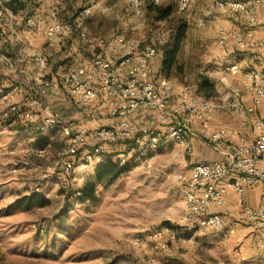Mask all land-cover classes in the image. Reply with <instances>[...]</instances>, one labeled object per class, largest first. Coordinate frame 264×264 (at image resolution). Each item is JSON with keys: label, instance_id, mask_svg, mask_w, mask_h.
<instances>
[{"label": "built area", "instance_id": "2783aa9c", "mask_svg": "<svg viewBox=\"0 0 264 264\" xmlns=\"http://www.w3.org/2000/svg\"><path fill=\"white\" fill-rule=\"evenodd\" d=\"M21 1V0H18ZM45 0H35L39 4L32 14L24 21L17 18L10 8L13 0H0V23H5L11 30V37L19 43L17 54L1 55L6 65L7 75H19L25 79L32 96L25 104L14 102L20 84L10 88H0V101L8 104L3 112V118L9 125L24 123L27 130H33V123L41 121V130L50 127L60 128L67 139V146L61 152L58 162L62 171L59 179H65L75 170L87 172L102 160V145L115 144L139 136V149L156 152L164 139H169L193 152L190 142L194 134L193 125L198 123L204 130L199 133L200 139L209 144L224 160L195 163L192 165L189 177L179 175L183 183L182 190L185 214L188 219L199 215V226L214 232L221 229L224 221L221 215L209 213L211 206L220 207L226 203L227 195L232 192L243 197L246 190L264 185V117L258 113L264 101V66L248 65L243 69L241 63L230 64L227 69L233 75L241 74L242 86L229 87L219 101L206 98L198 92L196 85L185 77L177 87L166 76H157L152 69V61L157 55L154 45H142L141 41L126 35L114 37L93 38L85 30L76 33L77 44L75 52L83 54L86 48L93 52V59L88 65H80L74 69L64 70L59 65V78L68 86L70 99L74 107L91 118L108 115L116 119L112 126L95 129L83 127L76 132L70 125L61 124L58 118L46 108L42 92L35 86L38 82L42 87H49L50 81L45 76L46 58L39 52L26 51V44L20 40L19 29L33 31L45 27L47 38L60 37L69 39L73 32L70 23L61 19V5L56 3L44 9ZM197 0H179L177 9L186 13ZM218 9L239 10L250 15V8L241 1L213 0ZM102 0H81L77 20L93 14L101 5ZM148 2L160 4L161 0H131L133 13L143 17ZM252 5L264 8V0H252ZM251 22L264 26V20L251 18ZM3 36V35H2ZM161 42L167 38L165 32H160ZM217 42L220 52L215 65L223 68L224 60L240 53H248L258 47H264L261 40H247L240 32L230 33L227 26L217 28ZM37 65L32 72L30 62ZM247 64L245 60L244 65ZM246 95L252 96V104L245 107L243 101ZM105 99V104L94 105L96 101ZM243 107V108H242ZM140 108H147L157 115V125L153 128L139 129L130 120V116ZM242 108V110H241ZM223 109L230 112L242 111L245 116L237 127L223 121L213 132L207 129L216 111ZM97 143L85 151L82 159H77L80 147ZM45 156L47 151L42 149ZM153 158L149 157L147 160ZM243 214L248 222L260 229L264 224V207L243 208ZM167 229H157L148 234L147 238L138 236L135 245L148 251L150 243L154 251L165 250L168 243L164 236ZM258 247L264 244L257 243ZM141 261L153 263L154 257L147 253L140 256Z\"/></svg>", "mask_w": 264, "mask_h": 264}, {"label": "rangeland", "instance_id": "374dc122", "mask_svg": "<svg viewBox=\"0 0 264 264\" xmlns=\"http://www.w3.org/2000/svg\"><path fill=\"white\" fill-rule=\"evenodd\" d=\"M57 2L66 22L81 6V0H45L44 9ZM173 17L184 18V13L174 10ZM70 24L74 34L86 27L93 38L122 34L142 45H155L159 33L169 32L173 22L156 21L147 12L135 16L131 0H102L82 24ZM194 32L206 40L202 29L194 27ZM210 61L207 48L197 45L190 53L185 43L178 56L182 69L173 72L171 80L179 85L185 75L204 76L201 69ZM220 97L213 92L210 98L219 101ZM240 112L227 114L234 118ZM2 115L0 264H217L224 257V245L218 244L221 232H205L199 227V215L185 217L184 185L178 177L190 172L194 147L189 153L164 139L156 152L135 147L123 158H105L103 164L112 161L117 168L103 171L101 182L96 179L99 166L87 172L75 170L60 180L61 157L46 147L47 154H40L44 148L40 140L34 144L30 133L16 134ZM59 144L63 143H55V150ZM89 181L96 183L92 193L77 198L74 193ZM166 222L172 228L164 226ZM159 228L167 229V249L154 251L150 243L144 252L135 245L136 237L147 238ZM144 253L155 262L141 261Z\"/></svg>", "mask_w": 264, "mask_h": 264}, {"label": "crops", "instance_id": "0c3cea01", "mask_svg": "<svg viewBox=\"0 0 264 264\" xmlns=\"http://www.w3.org/2000/svg\"><path fill=\"white\" fill-rule=\"evenodd\" d=\"M179 0H165L166 3H171L175 11H178ZM241 1L249 6L251 12L250 15L232 9H218L214 5L213 0H197L195 1L188 11L184 13L188 22V31L183 41L182 48L187 44L190 53H194L197 49V45H201V48H207L211 52V61L209 65L203 67L205 73L216 84V94L222 95L231 86H242L244 83L241 78V74L233 76L227 69L230 64L241 63L243 69L248 68V65L264 66V47H258L248 53H240L231 55L224 60L223 68H219L215 65V60L220 52V47L217 42V28L219 26H227L230 33L240 32L244 34L247 40H261L264 38V26L258 23H252L251 18H255L258 21L264 20V8L252 5V0H235ZM60 4V2H57ZM23 14L19 11L15 16L19 18ZM84 27V26H83ZM195 28H200L204 31L206 40L200 39L199 35L194 32ZM80 30L88 32L84 27ZM191 33H188V32ZM9 26L5 23H0V88L8 87L11 83L7 77H13L12 79L20 84L18 93L16 94L14 102L17 104H25L29 99V95H32L29 85L25 79L19 75H7L6 65L1 60V55L5 53L17 54L19 51V43L14 40L11 35ZM89 33V32H88ZM3 35V36H2ZM90 35V33H89ZM116 34L108 37H114ZM20 40L23 41L26 46V51H36L41 53L47 61V68L45 70V76L50 81L49 87H42L38 82L35 86L40 89L43 95L44 104L59 120L61 124L70 125L72 131L76 132L79 129L86 127L88 129H95L104 126H112L116 119L108 116H98L91 118L82 111L78 110L71 102L68 86L59 78V65H62L64 70L70 71L80 65H88L93 59V52L90 48H86L83 54H77L75 52V46L77 44L76 34L63 40L60 37L47 38L45 36V27L35 29L33 31H27L19 29ZM204 38V37H203ZM9 41V43H6ZM199 42V43H198ZM17 46V47H16ZM17 48L13 49V48ZM181 48V49H182ZM181 51V50H180ZM74 53V54H73ZM58 60V61H57ZM245 60L247 64L244 65ZM55 65L54 63H57ZM32 72L37 70V65L31 61ZM152 69L156 73L160 69V60L158 57L152 61ZM188 77L195 85V79L191 76ZM3 79V80H2ZM7 79V80H6ZM177 87L176 81H173ZM212 99V98H209ZM105 104L109 106V103L105 99L96 101L94 105ZM245 107L252 104V96L246 95L243 101ZM8 109L6 102L0 101V113ZM258 113L264 117V101L259 107ZM232 118L227 114V110L220 109L216 111L211 124L207 131H215L219 124L223 121H228L230 126L237 127L240 120L245 116L243 112L236 113ZM130 120L140 130L144 128H153L157 125V115L154 111L147 108H141L130 116ZM13 131L17 133H30L32 138L30 142L36 144L40 139L46 140L48 143L47 149L50 152H55L59 157L63 149L67 146V139L64 137L60 128L50 127L47 130H40V133H36L34 130L29 131L26 129L24 123H19L16 126H12ZM194 134L190 138V142L194 147L192 153V159L195 163L212 162L216 160H224V157L214 151V149L207 143L202 142L199 133L204 131L198 123L193 125ZM59 144L58 150L54 149V145L57 142ZM33 146V145H32ZM138 147V145H137ZM45 148V150H46ZM122 148V147H119ZM104 147L102 153V160L95 164L91 169L97 168L104 163L105 158L118 159L123 158L126 154L130 153L132 149H124L121 152L113 154L118 149L106 150ZM148 159V158H147ZM149 160H146V162ZM190 172L187 177H189ZM89 178V177H88ZM264 207V185L252 187L246 190L243 197L230 192L226 197V203L223 206L216 207L211 206L209 213L219 214L222 216L224 225L218 231L221 232L222 237L218 244L224 245V257L218 259L217 264H264V246L258 247L257 243L264 244V224L260 229H255L245 218L243 214V208H257ZM187 218V216L185 215ZM200 227V226H199ZM207 232V231H205Z\"/></svg>", "mask_w": 264, "mask_h": 264}, {"label": "trees", "instance_id": "16d2710c", "mask_svg": "<svg viewBox=\"0 0 264 264\" xmlns=\"http://www.w3.org/2000/svg\"><path fill=\"white\" fill-rule=\"evenodd\" d=\"M37 6H39V4L36 3L35 0H21V1L13 0V2L10 4V8L14 14H17L19 11L23 12V14L19 17L23 21L32 14L33 10ZM145 12L153 16V18L156 21H170V22L172 21L173 22V25L170 31L166 32V36H167L166 40L164 42H161L160 39L158 38L159 41L157 42V44L154 45L157 50L156 57H158L160 60V69L155 74L157 76H166L168 78H171V75L173 72H177L182 69L181 67L178 66V56L182 48L183 41L187 34V29H188L187 19L185 18V16L184 18L183 17H173L174 7L171 3L154 4L153 2H148L146 5ZM71 20L72 22L76 21L79 24H82L83 22L82 21L80 23L77 20V14L72 15L70 18V21L67 20L68 22H66L65 20H62V21L66 23H72ZM6 43H9V41H6ZM16 47L13 49L17 50ZM12 78L13 77H10V76L7 77V79L10 80L11 84L8 87H4V88H10L14 84H17V81ZM195 83H196L198 92L202 94L203 96H205L206 98H210L213 92H216L215 82L205 75L195 78ZM31 96L32 95L30 94L28 97H31ZM41 126H42L41 121H37L33 123V130L36 133H40ZM139 138H140L139 136H136L135 138H132L130 140L119 141L115 144H111V145L104 144L102 145V150L104 149V147H107L106 150H109L111 148L113 150L116 147L118 150L113 153V154H116V153L121 152V150H124V149L128 150L131 148H135L139 144V140H140ZM39 143L44 148L48 146V143L46 140L40 139ZM96 144L97 143L90 142L89 144L80 147L78 150L77 159H82L84 152L90 150ZM119 147H122V148H119ZM116 168H117V164L113 163L112 161H109V163L106 165L101 164L97 168V175H96L97 181L101 182L103 180V171H108L110 169L114 170ZM115 176L116 175H113L112 177L114 178ZM95 184L96 183L92 181L85 183L83 187L80 189V191L75 192L74 195L77 198H82L85 194L86 195L91 194L93 189L95 188ZM164 226L172 228V224L170 222L164 223Z\"/></svg>", "mask_w": 264, "mask_h": 264}]
</instances>
